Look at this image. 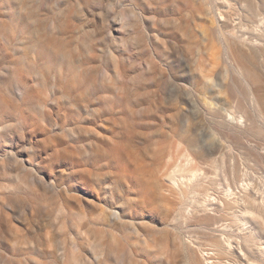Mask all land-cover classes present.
Instances as JSON below:
<instances>
[{
    "label": "rangeland",
    "instance_id": "obj_1",
    "mask_svg": "<svg viewBox=\"0 0 264 264\" xmlns=\"http://www.w3.org/2000/svg\"><path fill=\"white\" fill-rule=\"evenodd\" d=\"M264 0H0V264H264Z\"/></svg>",
    "mask_w": 264,
    "mask_h": 264
},
{
    "label": "bare ground",
    "instance_id": "obj_2",
    "mask_svg": "<svg viewBox=\"0 0 264 264\" xmlns=\"http://www.w3.org/2000/svg\"><path fill=\"white\" fill-rule=\"evenodd\" d=\"M262 24H264V15L261 17Z\"/></svg>",
    "mask_w": 264,
    "mask_h": 264
}]
</instances>
